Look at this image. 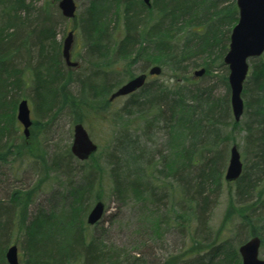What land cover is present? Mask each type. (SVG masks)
<instances>
[{"label": "trees", "instance_id": "obj_1", "mask_svg": "<svg viewBox=\"0 0 264 264\" xmlns=\"http://www.w3.org/2000/svg\"><path fill=\"white\" fill-rule=\"evenodd\" d=\"M57 3L46 0L32 10L25 0H0V53L9 51L10 57L4 64L0 54L1 163L21 155L28 140L16 124L17 105L28 84L37 114L32 134L65 110L75 122L89 111H106L108 95L123 78L134 76L132 67L138 62L159 65L170 77L147 81L111 114L113 147L102 163V153L79 163L68 147L50 161L42 157L45 177L52 172L62 181L45 207L29 211L42 179L28 188H13L0 200V264H8L5 252L16 242L23 264H140L137 255L93 234L99 222L86 221L106 180L118 199L139 202L144 212L139 228L145 236L158 237L168 228L180 234L192 231L193 244L161 264H241L232 239L211 236L210 212L224 183L234 185L231 203L242 214L235 225L236 244L259 236L264 248V53L249 60L242 90L244 119L237 123L223 63L238 20L236 0H149V5L144 0H90L73 19L64 17ZM67 20L83 36V78L77 76L80 66L65 64L63 40L56 38L57 22ZM15 57L26 60L22 68ZM191 67L205 72L191 78ZM213 75L214 82L224 85V94L215 93ZM134 121L136 128L130 124ZM228 124L244 131L243 156L252 157L234 182L224 179L230 148L237 144L231 131L223 132ZM72 159L80 164L75 175Z\"/></svg>", "mask_w": 264, "mask_h": 264}, {"label": "rangeland", "instance_id": "obj_2", "mask_svg": "<svg viewBox=\"0 0 264 264\" xmlns=\"http://www.w3.org/2000/svg\"><path fill=\"white\" fill-rule=\"evenodd\" d=\"M45 1L46 0H25V2L30 5L32 10L42 6ZM74 1L77 5L76 14L79 15L84 13V10L88 6L90 0ZM71 26L72 22L70 20L63 23L57 22V40H63ZM70 51L72 60L77 61L80 66L77 76L79 78H83L84 75H86L83 67L85 66V60L87 58L85 55L86 52L83 36L77 30L74 31ZM8 52L9 51L0 53L4 58V64H9L10 62ZM18 57L21 59L23 58L19 54ZM18 57H15V64L17 68H22L25 65L26 60L23 59L24 62L21 59L17 61ZM249 63L251 65L252 60L249 61ZM153 65H144L141 64V62H138L132 67V74L137 75L143 72L147 73L148 69ZM121 67V64L117 65V68L120 69ZM200 68L201 67L189 68V75L191 78H195L193 77V72ZM161 69L162 71L158 75H148L147 81H151L154 78L158 81H167L170 77V72L165 68ZM216 73H218V71H214V75H217ZM29 75L30 73L26 72V76L29 77ZM214 75L212 82L215 86V93L217 95H222L225 93V87L219 81L214 82ZM127 80L128 78H123L121 84ZM30 86L31 84L25 86L23 98L28 100L32 120H37V114L34 111V104L31 100L32 90ZM117 87H115V89ZM73 89L76 91L75 87ZM111 93L108 95V99ZM127 97L128 95H124L109 100L110 105L107 106L106 111H101L98 114H94L93 111H89L87 115L82 114V121L80 123L83 124L93 142L97 144L98 150L96 153H102L100 158H98L101 163L106 157V154L110 153V150L113 147L112 140L114 128L111 114L120 110ZM67 112L68 111L65 110L64 112L58 114L55 118L45 120L47 126L43 127V129L40 128L39 130L35 128L33 133L26 137L28 140H26L21 147V155L11 158L10 161L6 163L0 162V200L7 199L13 188H28L36 184L40 179L43 181L40 185L38 193L36 194L33 205L29 208L30 213L35 211L37 207H45L48 200L50 201L57 194L56 191L61 188L62 181L56 179L52 172H49L45 177L43 162L41 159L42 157L46 159L49 157L48 159L50 161L51 157L57 152L60 153L62 149L68 147L70 150L73 137V125L76 122L73 121V116ZM243 119L244 115L242 114V117L237 123L242 122ZM42 120L44 121V119ZM16 124L19 127V134L22 135L21 125L19 122ZM130 124L136 128V121L131 122ZM239 127V125L233 127L231 124H228L223 132L226 131V133H228L231 131L235 137L237 143L235 145L240 153V159L243 164L242 172H244L245 166L251 163L252 157H249L247 160L244 159V131H242ZM157 137L159 140H163V134L159 133ZM77 161L79 163L83 162L79 160ZM78 162H76V159H72V163L75 168L73 172L74 175L77 170L76 168L80 165ZM62 180L65 181V178L62 177ZM233 186V184L230 187L225 183L223 184L222 193L218 198L216 205L210 212L209 225L213 231L211 236L215 235L219 240L224 238H228L230 240L232 239L231 241L233 244L239 247L240 244H236V241L234 240V234L236 232L235 225L240 221L242 214L240 213L239 208L235 207L231 203L229 189L232 190L234 188ZM99 194L101 195L100 201L104 203L105 209L102 218L98 221L99 224L96 226L97 228L93 230V234L102 235L105 243L108 245L119 247L123 249V251H128L130 254L137 255L140 264H161L169 255L177 254L183 248H187L193 244L191 240L192 231L189 230V228L185 230V232H182L183 235L180 234L177 229L168 228L163 229L158 237L149 238L148 236H145L139 228L140 222L144 217V212L141 210L139 202L130 197L128 199L126 198L125 201L118 199L115 195H113L114 191L109 180L104 182L103 188ZM93 204L94 201L91 203L90 207H92ZM202 236L203 235L199 234L197 237L200 238ZM14 238H19L18 240L21 241V235L17 232H14ZM3 239L4 238L1 240ZM16 244L19 254V264H23L21 246L17 242ZM259 257L264 259V248L259 249Z\"/></svg>", "mask_w": 264, "mask_h": 264}, {"label": "water", "instance_id": "obj_3", "mask_svg": "<svg viewBox=\"0 0 264 264\" xmlns=\"http://www.w3.org/2000/svg\"><path fill=\"white\" fill-rule=\"evenodd\" d=\"M149 5V0H144ZM58 7L64 17L73 19L76 15V2L74 0H58ZM238 8V20L232 27L229 37L227 52L223 56V63L228 68V85L230 89V106L233 118L236 122L240 120L244 110L242 90L244 81L249 71V60L261 56L264 53V0H236ZM73 30H69L62 41V56L65 64L74 69L79 67L77 61L71 58V45L73 42ZM205 72L202 67L193 72V77H201ZM161 73L159 65L151 66L147 73L143 72L133 76L117 87L110 95L109 100L119 96L129 95L141 88L147 76ZM16 118L22 125L25 137L29 136V128L32 124L31 111L26 99L18 102ZM98 146L91 139L82 123L73 125V137L70 152L79 161H85L94 154ZM243 169L240 153L234 144L230 148L228 163L224 179L227 182L236 181ZM104 213V203L96 201L89 211L86 221L89 225L98 222ZM261 240L259 236H252L239 245L238 253L241 264H264V259L259 257ZM5 258L8 264H19L18 248L16 244L10 245Z\"/></svg>", "mask_w": 264, "mask_h": 264}]
</instances>
